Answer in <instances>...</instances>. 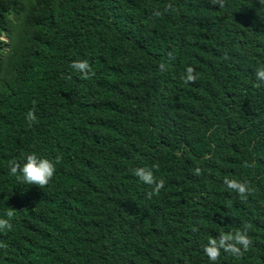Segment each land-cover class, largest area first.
<instances>
[{"label": "trees", "instance_id": "obj_1", "mask_svg": "<svg viewBox=\"0 0 264 264\" xmlns=\"http://www.w3.org/2000/svg\"><path fill=\"white\" fill-rule=\"evenodd\" d=\"M260 66L264 0H0V264H264ZM29 153L60 158L42 189Z\"/></svg>", "mask_w": 264, "mask_h": 264}, {"label": "clouds", "instance_id": "obj_2", "mask_svg": "<svg viewBox=\"0 0 264 264\" xmlns=\"http://www.w3.org/2000/svg\"><path fill=\"white\" fill-rule=\"evenodd\" d=\"M216 2L221 3L222 6V0H216ZM155 15H160V13L157 12ZM72 66L79 70L83 79H89L90 75H94L87 60L74 61ZM161 67L163 68V65H161ZM186 73L185 82H194L196 80V76L193 74L194 69L192 67L189 66L186 69ZM255 77L258 81L264 82V66H260L256 69ZM26 119L29 122L30 127L33 123L38 122L34 110H30L27 113ZM59 159L60 158L57 157L55 162H53L50 159L39 157L35 153H29L24 157V162L22 164L15 159L10 160L9 170L13 176H16L19 173L20 175L18 178L23 183L36 185L42 189L53 178L56 171V163H59ZM154 167L156 166L154 165ZM196 174H200V169H196ZM134 175L142 182L148 185H154L153 190L146 194L149 198H151L153 194H158L164 185L163 179L157 180L153 175L152 170L149 168H136L134 170ZM224 183L230 189L236 191L241 198H245L246 194L250 192L249 187L245 183L239 182L235 179H225ZM14 212L15 209L9 208L6 213L9 219L0 218V229L11 230L12 225L10 219L14 216ZM237 244L243 245L245 249L249 246L250 240L246 235V230L244 232L237 230L234 235L232 233H222L219 240L210 238L203 251L208 256L209 260L216 261L220 256L221 249L225 252L240 254V249L236 247Z\"/></svg>", "mask_w": 264, "mask_h": 264}]
</instances>
